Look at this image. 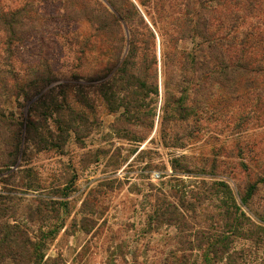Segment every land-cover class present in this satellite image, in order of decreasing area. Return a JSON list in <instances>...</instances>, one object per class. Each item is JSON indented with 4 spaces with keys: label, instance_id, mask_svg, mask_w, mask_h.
Wrapping results in <instances>:
<instances>
[{
    "label": "rangeland",
    "instance_id": "obj_1",
    "mask_svg": "<svg viewBox=\"0 0 264 264\" xmlns=\"http://www.w3.org/2000/svg\"><path fill=\"white\" fill-rule=\"evenodd\" d=\"M255 1L241 4L264 8V0ZM0 2L15 8L24 0ZM130 2L151 29V0H142L146 7ZM199 2L192 6L202 11ZM42 5L41 17L48 22L34 21L41 32L32 33L13 60L0 61V76L7 77L11 90L17 87L10 73L21 83L20 78L48 76L50 70L56 80L43 92L65 87L62 92L75 109V116L61 117L62 128L71 131L62 133L59 149L29 143L24 161L0 171V200L10 209V222L45 244L40 264H264V115L251 114L253 102L236 105L231 85L210 102L206 88L181 82L186 75L180 63L195 50V41L180 43L165 66L157 37L155 72L145 76L140 67L152 59L150 45L144 51L139 46L136 60L147 96L137 97L136 108L128 112L120 98L121 107L111 111L100 94L114 71L101 79L99 69L110 62L112 51L95 45L83 57L80 43L93 35V26L72 21L57 4ZM130 21L139 22L138 17ZM80 73L83 80L76 83ZM7 89L0 86L2 109L24 124L40 95L27 101L24 94L4 93ZM180 91L186 93L190 117L177 121L176 104L169 101L171 95L179 99ZM49 127L57 139V126L49 120ZM251 186L256 189L244 203ZM168 206L173 224L165 221L166 214L160 220L164 213L157 211ZM223 236L229 237L226 250L217 242ZM212 243L218 248L209 261L205 253Z\"/></svg>",
    "mask_w": 264,
    "mask_h": 264
},
{
    "label": "trees",
    "instance_id": "obj_2",
    "mask_svg": "<svg viewBox=\"0 0 264 264\" xmlns=\"http://www.w3.org/2000/svg\"><path fill=\"white\" fill-rule=\"evenodd\" d=\"M136 1H139L142 7L148 6L142 0ZM169 1L173 0H151L153 3L151 12L147 11V15L153 19L151 29L141 19L138 10L130 0H120V2L105 0L106 3L100 0H24L19 7H0V34L3 35L0 39L2 54H0V61L13 60L27 45V39L32 33L41 32V27L35 26L34 21L48 22L47 18L41 17V14L46 11L45 6L42 5L43 2L57 4L59 10L62 8L63 11H67L68 15H71L72 21L93 26V35L80 43L83 57L94 49L95 45L101 47L102 51L107 48L112 51L109 57L110 62L99 69L101 79L108 77L114 71V77L111 76V81L103 84L100 94L104 103L111 104V111L115 105L116 109L121 107L117 106V100L120 98L124 101L122 106L128 112L136 108L137 97L147 96L141 90L143 88L144 91H149L147 82L139 77L143 74L149 76L151 72H155L157 66L155 46L158 37L165 66L170 64L171 57H174V50L180 43L187 40L195 41V50L189 52L186 58L185 54L181 58H185V63H180V65L186 75L181 77L182 83L206 88L203 90L204 93L206 91L210 102L215 98L221 99V96L217 95L218 91H223L230 85L234 86L236 105L246 108V105L252 101L254 109L251 114H257V117L263 116L264 8L242 5L243 0H199V8L202 9L199 11L193 9L195 0H180L179 2L174 0V7H168ZM202 1L206 3L203 4ZM34 2H39V5L34 6ZM182 3H185L184 7ZM227 3L232 4L227 5ZM61 16V20L71 22L69 18ZM131 17H138L139 22L133 23L130 21ZM50 18L55 19L54 16ZM197 39H200L202 43L196 42ZM140 45H144L143 51L151 46L153 53L151 60L140 65L143 74L141 70H137L139 65L136 64V60L141 56ZM81 61L84 66L83 58ZM8 65L12 66V63ZM83 66L81 65L82 68ZM10 74L17 89H9L7 77L0 76V86L8 87L4 93H16L18 96L24 94V99L27 101H31L34 96H40L37 104H34L36 106H31L24 124L15 123L12 120L13 113L6 114L0 102L1 172L11 170L17 165L19 159L24 161L29 143L43 150L59 149L58 143L64 138L62 133H67L69 129L71 131V128H62L64 124L61 117L65 113L75 116V109L72 108L68 94L62 92L65 87L61 88L60 93L53 88L43 92L56 80L50 70L48 76L34 73L30 79L20 78L21 83L18 75ZM81 77V73L75 77L76 83L83 80ZM90 80L94 82L93 78ZM179 93L181 94L179 99H174L171 95L169 101L170 103L172 100V103L176 104L177 121L190 117L185 106L186 93L183 91ZM208 100L205 99V101ZM79 104L82 105L84 102H79ZM239 112L242 114L245 110L240 109ZM49 120L59 130L60 135L57 139L51 134ZM216 186L228 192V186L225 184L219 183ZM255 189V186H251L250 194L244 199V203H247ZM170 210L171 206H168L157 211L159 214L164 213L160 220L163 221V216L166 214L165 221L168 220V223L173 224L176 220L171 218ZM9 211L10 209L0 200V264H40L41 252L45 244L41 243L42 239L39 243L34 242L25 229L10 222V216L7 214ZM217 242L222 245L223 250H226L229 237L223 236ZM214 245L215 243H212L210 251L205 253V259L207 257L209 261L213 260L208 255L217 252L218 246Z\"/></svg>",
    "mask_w": 264,
    "mask_h": 264
}]
</instances>
